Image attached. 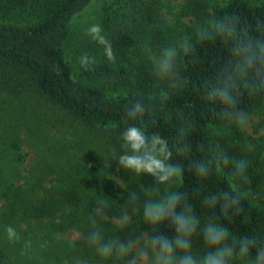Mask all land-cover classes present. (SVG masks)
Instances as JSON below:
<instances>
[{"label": "trees", "instance_id": "16d2710c", "mask_svg": "<svg viewBox=\"0 0 264 264\" xmlns=\"http://www.w3.org/2000/svg\"><path fill=\"white\" fill-rule=\"evenodd\" d=\"M93 1L0 0V14L9 18L8 21L0 20V116H3L0 122L4 125L0 132V202L13 226L27 223V231L23 232L22 238L33 241L31 260L19 256L16 248L8 246L6 250L0 249V264H62L61 257L66 252H69V257L77 254L79 245L71 249V241L61 237V234L73 226L84 229L88 207L94 203L90 201L96 192L113 200L126 198V190L109 176L115 175L114 167L106 170L104 164H89L87 158L93 155L82 150H69L72 146L65 137L66 131H73L75 126L90 127L99 133L101 143L106 145L104 148L119 154L120 134L132 123L124 114V105L138 92L146 97L150 94L146 90H138L114 96L75 76L65 42L71 34L74 17L85 11ZM225 13H236L249 27H254L258 20H264V0H226L216 8V14ZM125 14L121 13L120 19L107 34L113 50L118 53L132 48L136 42L129 25L122 24V20L127 19ZM227 55L226 47L219 42L198 44L194 53L187 56L181 65L190 78L189 86L182 91H173L166 101L165 111L172 114V120L158 117L137 122H143L149 133H159L171 144L179 115L190 112L196 122L190 137L193 146L191 158L200 157L199 145L212 144L210 126L219 122L211 107L200 99L199 87L215 74ZM93 57L96 64L89 70L79 66L81 75L87 78L126 75L124 67L116 66L103 54ZM263 104L264 95L245 94L241 107L253 113ZM8 114L11 117L9 120ZM5 119L9 122L4 123ZM6 130L9 132L6 133ZM56 135L60 137L58 143L54 138ZM236 139L232 138V154L247 155L252 161L250 187L255 198L249 205L243 202L245 211H250L248 217H237L230 227L240 234H264V135L253 140L255 150L250 153H242L241 143ZM74 142L79 144V138ZM34 152L36 155H33L30 167L26 168L27 174L20 177L24 183L15 185L10 182L15 174L20 176L19 162H24ZM173 158L188 159L177 156L175 151ZM202 183L206 191L227 188L223 174L214 173ZM197 186L195 175L186 169L184 190L191 196ZM191 202L198 208V214L204 213L203 209H199L198 199ZM69 204L77 212L56 223L55 213ZM145 228L144 225L141 231ZM161 231L172 234L168 227H162ZM2 238L3 233L0 234V242ZM44 239H52V248L47 254L38 247ZM197 243L202 246V240L198 239ZM1 251L5 252V256ZM58 255L59 259L55 260Z\"/></svg>", "mask_w": 264, "mask_h": 264}, {"label": "clouds", "instance_id": "9594fccd", "mask_svg": "<svg viewBox=\"0 0 264 264\" xmlns=\"http://www.w3.org/2000/svg\"><path fill=\"white\" fill-rule=\"evenodd\" d=\"M176 11L173 10L172 16ZM134 15V11L126 13L127 19L122 24L131 25ZM172 16L163 19L172 23ZM190 24L191 34L181 35L175 43L159 47L150 55V94L146 97L138 92L124 105V114L132 123L120 134V153L114 152L105 163L107 170L109 161L115 160L118 168L129 174L127 182L109 175L126 190L124 202L117 203L96 192L90 201L94 203L88 207L84 229L73 226L69 233L79 245L77 254L64 258L62 264H264V234H240L230 227L237 217H248L250 211H245L243 202L249 205L255 193L250 187L251 159L230 154L225 143L236 130L243 137L241 152L255 150L248 139L254 117L241 103L245 94L264 95V20L249 27L236 13L209 12ZM86 34L103 47L108 61H115L101 25L90 26ZM207 42L221 43L228 53L215 74L199 87L200 99L211 107L219 123L210 126L212 144L201 143L202 155L191 158L190 137L196 122L190 112L179 115L171 144L159 133H149L143 122L137 121L158 117L172 120V114L165 111L166 101L173 91H182L190 84L181 65L198 44ZM78 63L87 71L96 64V59L85 53ZM260 134L264 135V128ZM174 151L188 159L174 160ZM186 169L198 181L191 196L184 190ZM214 173L225 176L226 189L205 190L202 182ZM145 175L153 178L151 185L139 183ZM133 183L138 190L130 187ZM193 199L199 200L203 214H198ZM76 212L75 207L67 205L55 213L56 223ZM141 224L146 226L143 231ZM162 227L170 228L172 234H165ZM125 235L127 238H122ZM198 239L202 240V246ZM8 246L16 248L21 257L33 258V241L22 238L12 224L3 226L0 242V249L6 250ZM38 247L42 253H49L52 239L40 241Z\"/></svg>", "mask_w": 264, "mask_h": 264}, {"label": "rangeland", "instance_id": "374dc122", "mask_svg": "<svg viewBox=\"0 0 264 264\" xmlns=\"http://www.w3.org/2000/svg\"><path fill=\"white\" fill-rule=\"evenodd\" d=\"M225 2L226 0H94L85 11L78 14L73 19L71 34L65 42L67 57L78 79L84 83L99 86L110 95L123 96L138 90H146L150 93L152 89L150 55L157 52L159 47L169 43H175L181 35L191 34V21L202 19L208 15L209 12L216 13V8L223 5ZM174 9L177 11L176 14L172 16ZM132 11L135 12L136 18L132 20V24L129 25L128 28L136 40L135 45L122 53L113 50L116 57L113 63L116 64V66L124 67L126 69V75L110 78H87L81 75L78 61L82 54L86 53L92 57L94 55L101 56V54H103V47L93 42L86 34V30L92 25L99 24L103 29L104 35L107 37L110 28L120 19L121 13H129ZM166 15L172 16V23H166L164 21L163 17ZM11 16L13 17V15ZM8 19L9 18L0 14V20L8 21ZM107 39L110 42V37ZM252 114L254 117V125L252 133L248 136L251 143L254 139L261 136L260 129L264 128V104ZM0 118L2 120L3 116L1 115ZM7 118L8 120L11 118L10 114L7 115ZM8 120L5 119L4 123L9 122ZM0 123L1 132L4 125L3 122ZM74 128L73 131H66L65 135V137L70 140L69 144L72 146L69 150H82L85 153L88 152L90 155H93L87 158L89 164H98V166L105 165L112 156L113 151L109 148H104L106 145L101 143L102 139L99 133L94 129H90V127L75 126ZM8 132L9 130H6V133ZM234 137L238 138L240 141L243 139L241 133L233 130L232 136L228 137L225 141L231 154V149L234 148V142L232 141ZM54 138L57 139L58 143L60 137L56 135ZM78 138L80 143L76 144L74 140ZM213 139L212 136V141ZM238 139H236L237 142L241 143ZM33 155H36V153H30L28 157L24 159V162H19L20 176L17 177L15 174L9 179L10 182L15 185L21 182L24 183L23 179L20 177L27 174L26 168H28V166L30 167V161L32 157H34ZM1 162L4 163V160H1ZM109 164V168L114 167V177L123 179L125 182L129 180V174L123 169L118 168L117 161L110 160ZM139 183H143L145 186L151 185L153 183V178L145 175L140 179ZM130 186L138 190V185L136 183ZM116 201L117 203H123L124 199L120 200L119 197ZM6 224H12V221L4 213L0 202L1 235L3 233V226ZM143 226L144 225L141 224L140 230ZM15 227L23 237V232L27 231L28 225L24 222L23 225ZM30 228L31 227L28 229ZM29 231L30 230H28V234ZM70 232L71 230L66 231L64 234H61V237L69 239L71 241V249H73L78 243L73 242L69 235ZM1 253L5 256V252L1 251ZM65 254L66 255L62 256L61 259L70 258L69 252ZM55 258V260H58L59 255L58 258Z\"/></svg>", "mask_w": 264, "mask_h": 264}]
</instances>
